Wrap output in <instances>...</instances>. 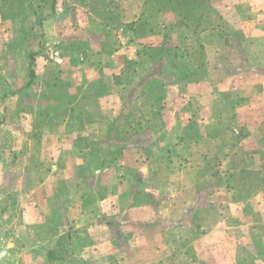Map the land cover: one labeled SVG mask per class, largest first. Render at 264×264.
<instances>
[{
	"label": "rangeland",
	"instance_id": "1",
	"mask_svg": "<svg viewBox=\"0 0 264 264\" xmlns=\"http://www.w3.org/2000/svg\"><path fill=\"white\" fill-rule=\"evenodd\" d=\"M122 1L0 0V264H89L74 257L87 239H74V226H89L90 211L100 210L103 226L136 220V214L105 215L103 209L122 204L128 210V201L133 208L143 206L132 194L146 171L138 159L180 162L191 145L214 140L210 149L197 152L210 157L208 167L198 169L201 177L229 173L233 162L217 165L231 155L242 176L251 169L252 189L263 186L258 178L264 174V2L142 0L143 17L129 27L138 43L124 36L128 28L121 31ZM158 8L172 13L170 22L155 17ZM156 32L167 43L162 70L156 64L160 47L149 43L153 37L146 39ZM91 38L102 59L100 53L89 57L85 41ZM116 43L119 49L136 48L138 57L130 52L116 62L124 87L114 94L139 100L123 104L130 113L115 120L106 138L76 135L90 125L78 123L80 91L72 88L70 94L65 82L76 77L77 63L112 65L108 57ZM139 139L153 147L139 150ZM201 177L198 185L208 187L210 181ZM246 184L243 190L250 189ZM29 207L36 214H28ZM27 226H35L37 239L54 236L62 245L53 247L56 259L68 260L50 259L47 242L29 252ZM260 255L257 264H264Z\"/></svg>",
	"mask_w": 264,
	"mask_h": 264
},
{
	"label": "crops",
	"instance_id": "2",
	"mask_svg": "<svg viewBox=\"0 0 264 264\" xmlns=\"http://www.w3.org/2000/svg\"><path fill=\"white\" fill-rule=\"evenodd\" d=\"M141 1L124 0L121 3L120 19L123 24L121 31L128 28L124 36L138 43L141 39L138 36L135 37L133 30L129 27L134 29L143 17L145 4ZM257 1L264 2V0ZM235 13L239 15V12ZM169 14L168 11L158 8L155 17L159 19L161 17L164 21L170 22L168 19L170 20L172 13ZM152 34L146 39L153 37L154 41L149 40V43L154 47H160L161 57L156 64L157 68L162 70L161 64L167 53V43L162 40L164 37H161L160 32ZM118 38L119 36H116L114 43L118 41ZM100 39L98 41L101 42ZM85 42H89L87 48L89 57L94 55L97 57L100 53V59H102V51L95 49L97 40L91 38ZM91 43L95 46L92 45V47ZM118 43L114 44L112 51L109 52L108 59H112V65L106 64V67L102 69L103 66L98 68L92 61L77 63L74 68L76 79L74 78V82L70 81L74 84L71 85L67 80L65 82L70 87V94H74L72 88H75L77 92L80 91L75 100L76 106H79L78 123L90 125L76 135H87L91 139L98 136L106 138L115 120L123 113H130L129 110L124 112L123 104L139 100H134L133 97L125 94L117 98L114 94L117 89L124 87L118 78L120 70L123 69L117 65L119 58L128 56L130 52H136L135 57H138V52L134 50L136 48L131 50V47L127 46V48L119 49ZM135 47H141V44ZM212 49L215 51V48ZM217 50L222 51L219 43ZM96 57L95 59H98L99 56ZM99 71L104 73L100 78ZM139 79L143 80L142 77ZM158 97L161 98V96ZM115 102H120V106H115ZM152 133L155 134L154 131ZM138 141L139 150L153 147L150 142L143 144L140 142L141 139ZM212 143L214 140L191 145L189 156L180 162L173 158L164 159L157 156L149 160L144 158V163L138 159V166L142 165L146 171L137 178L139 191L133 190L132 194H137L143 206L133 208L128 201V210L121 208L122 204H119V207L117 204L116 208L113 205L105 206L103 209L105 215L113 213L122 215L125 211L130 215L136 214V220L127 219L116 224L117 226H110L109 222H106L103 226L98 219V214L102 213V210L90 211L89 226H74V239L83 236L87 238L85 241L88 240V242L82 241L79 246L80 252L74 257L78 258L79 255V261L89 264H97L98 260L112 263L117 262V259L120 264H257L260 254L264 252V234L262 235L261 232L264 228V220L261 221L258 218L259 215L264 214V174L261 173L258 178L263 186L252 189L255 183L251 169H247L245 176H242L232 156L226 155L225 159H219L217 168L225 167L228 161L233 162L229 173L218 176L206 173L204 177H201L202 172L199 173L198 169L208 167L210 157L205 159L197 152L200 150L199 147L210 149ZM167 167L168 173H164V168ZM200 177L210 181L208 187L198 185L201 181ZM244 182H247L246 186L250 185V189H242L241 185ZM27 210L28 214H36L32 211L34 208L29 207ZM42 210L46 212L45 208ZM34 227L27 226L26 239L33 241V247L29 252H33L37 245H44L47 242V245H50L49 257L55 260L58 256L55 257L53 247H61V243L52 240L54 236L35 238ZM46 235L47 233L45 237ZM68 237L70 239L71 236ZM67 244L64 245L67 246ZM56 260L66 262L68 259L65 255Z\"/></svg>",
	"mask_w": 264,
	"mask_h": 264
},
{
	"label": "trees",
	"instance_id": "3",
	"mask_svg": "<svg viewBox=\"0 0 264 264\" xmlns=\"http://www.w3.org/2000/svg\"><path fill=\"white\" fill-rule=\"evenodd\" d=\"M32 75H33V73H32Z\"/></svg>",
	"mask_w": 264,
	"mask_h": 264
}]
</instances>
